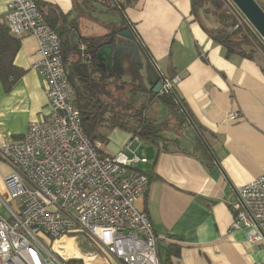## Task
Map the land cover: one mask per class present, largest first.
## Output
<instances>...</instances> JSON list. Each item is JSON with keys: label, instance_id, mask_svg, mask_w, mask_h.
Segmentation results:
<instances>
[{"label": "crops", "instance_id": "obj_1", "mask_svg": "<svg viewBox=\"0 0 264 264\" xmlns=\"http://www.w3.org/2000/svg\"><path fill=\"white\" fill-rule=\"evenodd\" d=\"M10 1L0 0V20L5 22ZM38 1L41 7L47 2L70 13L85 36L110 34L119 25L132 24L144 63L143 80L129 71L121 81H135L144 90H152L147 65L160 80L180 78L174 89L204 129L212 151L209 162L190 153L199 136L193 123L184 129L180 150L159 152L150 141L116 127L109 130L102 152L115 156L123 151L146 158L134 165L150 177L149 188L137 206L153 222L161 257L173 244L180 248V255L171 257L172 264H264V244L250 242L246 230L232 229L239 186L264 173V61L238 54L226 56L223 46L208 32L221 26L214 7L207 5L210 11L206 13L198 8L197 0L195 11L191 0H117L127 22L109 11V0L107 4L94 1L89 4L93 10L83 14L77 11V0ZM20 39L15 64L24 73L9 90L0 79V142L22 137L31 121L48 113L45 78L32 68L38 58L36 38L27 34ZM145 94L138 97L151 99L150 105L157 106L154 112L160 115L151 118L161 121L167 107ZM234 111L241 113L235 121L230 118ZM10 172L12 167L0 161V198L4 200L8 197L3 176ZM8 204L17 209L20 201L8 200ZM9 215L0 199V216Z\"/></svg>", "mask_w": 264, "mask_h": 264}, {"label": "built area", "instance_id": "obj_2", "mask_svg": "<svg viewBox=\"0 0 264 264\" xmlns=\"http://www.w3.org/2000/svg\"><path fill=\"white\" fill-rule=\"evenodd\" d=\"M228 2V14L235 18L231 30L248 25L256 31L238 6ZM6 23L13 35L36 38L38 58L32 68L45 78L48 113L31 121L22 137L0 142V161L12 167L3 176L8 200L20 201L16 209L0 198L10 213L0 216V264L78 261L54 247L77 233H87L120 264H161L153 222L137 206L150 177L134 165L146 158L123 151L104 155L100 143L87 135L63 39L37 0H11ZM82 49L80 60L89 62L90 53ZM179 79L164 78L160 92H171ZM240 117L239 111L230 116L234 121ZM238 196L232 229L246 230L250 242L264 244V173L239 186Z\"/></svg>", "mask_w": 264, "mask_h": 264}, {"label": "trees", "instance_id": "obj_3", "mask_svg": "<svg viewBox=\"0 0 264 264\" xmlns=\"http://www.w3.org/2000/svg\"><path fill=\"white\" fill-rule=\"evenodd\" d=\"M94 1L97 0H86L84 2L82 14L90 13L93 10V6L89 4H93ZM102 1L105 4L108 3L107 0ZM109 1L111 3H108V5L110 4L112 7L109 11L119 13L121 19L127 22V17L123 13V6L117 0ZM37 3L46 21L63 39L64 61L77 90L76 101L81 110L83 126L90 139L93 142L100 143L101 152L104 153V146L108 143L109 130L116 127L127 129L134 135L150 141L159 148V152L162 150L171 151L172 149L180 150L179 140L185 137L184 129L187 124L193 123L199 134L204 138L203 127L197 122L178 90L153 93L152 90H144L135 81H121V76L110 74L99 65L96 57L99 46L106 43L111 35L117 34L126 27H130L131 31L134 32L132 24L119 25L110 34L93 37L85 36L80 33L77 19L71 18L70 13H65L60 8L47 2L43 3V7L40 6L38 0ZM207 5L214 7V13L221 21V26L210 28L208 32L214 41L223 46L226 56L238 54L253 59L257 47L264 53V41L250 26L246 25L244 28L234 30L229 29L234 26L235 21L233 23L229 22L230 14H228V6L225 0H197L198 8L204 9L206 13L210 11ZM73 30L79 33V42L75 47L70 43V33ZM20 47V37L13 35L7 23L0 20V79L6 90L11 89L24 73V70L15 64V57ZM82 47H84V51L91 55L89 62L80 60ZM70 65H80L81 68L73 72L69 69ZM127 86H130L129 93L126 98H123ZM138 92L141 93L140 97H145V92L147 95L150 94L153 99L161 101L167 107V114L164 118H161V121L157 122L149 117L147 109L150 106L151 99H140ZM105 128L108 130H104ZM200 135L194 140V147L190 153L198 155L209 162L212 151L208 148L206 139L203 140ZM166 248L165 257L162 258L160 242L158 241L161 264H172L171 257L179 256L180 248L173 244H169ZM73 261L79 264V261Z\"/></svg>", "mask_w": 264, "mask_h": 264}, {"label": "water", "instance_id": "obj_4", "mask_svg": "<svg viewBox=\"0 0 264 264\" xmlns=\"http://www.w3.org/2000/svg\"><path fill=\"white\" fill-rule=\"evenodd\" d=\"M241 12L246 16L258 34L264 40V8L257 0H232ZM195 11L196 0H191ZM79 42L78 34L75 30L70 33V43L75 47ZM96 57L99 65L110 74L122 76L127 72L136 73L140 80H143L141 68L144 63L141 60L139 45L136 42V34L128 29H123L117 34L109 37L106 43L99 46ZM134 67L131 68V62ZM81 68L80 65H70L71 71ZM146 74L153 84L152 91L159 93L162 87V80L156 77L155 70L150 65L146 66ZM197 131V129H196ZM198 135L199 132L197 131ZM200 137L204 140L203 136ZM194 138V136H193Z\"/></svg>", "mask_w": 264, "mask_h": 264}, {"label": "rangeland", "instance_id": "obj_5", "mask_svg": "<svg viewBox=\"0 0 264 264\" xmlns=\"http://www.w3.org/2000/svg\"><path fill=\"white\" fill-rule=\"evenodd\" d=\"M77 1H78L77 11L84 10L83 9L84 1L83 0H77ZM225 1H226V4L228 5L229 4L228 0H225ZM258 1L261 3L262 7L264 8V4L261 2V0H258ZM229 17H230L229 22L233 23L235 21V18L231 15ZM229 29H231V28H229ZM256 49L257 50L254 53L255 57H258L259 59H262L264 61L263 51L259 47H257ZM138 94L141 95L140 92H138ZM156 109H157V106H151L150 105L148 107L147 112H148L149 117H152L155 114H157V111L154 112V110H156ZM158 116H160V115H158ZM62 240H66V242L59 241V242H57V244L63 245V244L68 242L67 244H70V246H72V249L69 250V252H68V250H64L62 252L63 255L67 256V255L72 254V253L77 255V252L74 251L75 247H77L83 255H85L88 258L90 257L89 259H91V262H87L84 260V258L78 256L79 258H81L78 260L79 264H87V263L92 264V262H93V264H120V262H118L112 256H110L106 252H104L101 249V247L98 244H96V242L94 240H92L87 233L73 234V235H70L68 237H64ZM46 244H47L48 248H52V249L54 248L50 244H48V242ZM75 244H76V246H75ZM62 249H64V248H62ZM162 255H165V251H162ZM70 260L71 261H69V264L76 263L75 261H73L74 259H70Z\"/></svg>", "mask_w": 264, "mask_h": 264}, {"label": "bare ground", "instance_id": "obj_6", "mask_svg": "<svg viewBox=\"0 0 264 264\" xmlns=\"http://www.w3.org/2000/svg\"><path fill=\"white\" fill-rule=\"evenodd\" d=\"M59 241H61V242H66V240H58L57 242H59ZM57 242L55 243V245H54V247H55V249H57V250H59V252H63L64 250H68V252H69V250H71L72 249V246H70V244H67V243H65V244H63V245H59V244H57ZM75 246H76V244H75ZM62 248H64V249H62ZM74 251L75 252H77V255L76 254H74V253H72V254H69V255H67V256H71V257H77V256H80V257H82V258H84V260L85 261H87V262H91V259H89L88 257H86L85 255H82V253L79 251V249L77 248V247H75V249H74ZM89 260H88V259ZM92 258V257H91ZM93 263V262H92Z\"/></svg>", "mask_w": 264, "mask_h": 264}]
</instances>
